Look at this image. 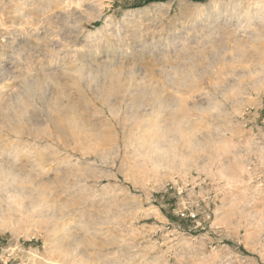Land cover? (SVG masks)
<instances>
[{"label":"rangeland","instance_id":"374dc122","mask_svg":"<svg viewBox=\"0 0 264 264\" xmlns=\"http://www.w3.org/2000/svg\"><path fill=\"white\" fill-rule=\"evenodd\" d=\"M0 264H264V0H0Z\"/></svg>","mask_w":264,"mask_h":264}]
</instances>
